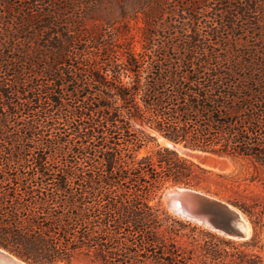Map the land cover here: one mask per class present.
Listing matches in <instances>:
<instances>
[{
	"label": "trees",
	"instance_id": "16d2710c",
	"mask_svg": "<svg viewBox=\"0 0 264 264\" xmlns=\"http://www.w3.org/2000/svg\"><path fill=\"white\" fill-rule=\"evenodd\" d=\"M185 1L121 5L116 22L142 13L136 53L102 20L87 25L101 0H0L1 247L30 264H264L238 246L197 259L180 243L197 226L160 200L181 185L234 205L254 228L240 243L258 246L261 179L203 166L152 132L264 168V0Z\"/></svg>",
	"mask_w": 264,
	"mask_h": 264
},
{
	"label": "rangeland",
	"instance_id": "374dc122",
	"mask_svg": "<svg viewBox=\"0 0 264 264\" xmlns=\"http://www.w3.org/2000/svg\"><path fill=\"white\" fill-rule=\"evenodd\" d=\"M145 1H149V0H101L100 12L96 15L95 19L89 18L87 21V25L91 26L95 21L102 20L103 22L106 23V25L109 26V31L116 33L117 39H119V43L122 47L127 46L129 43H132L131 46L133 50L136 53H141L143 51V44H144L143 38H142V27L144 25L143 19H142V13L141 12L127 13L125 17H123V18H126L125 21L127 23L125 22L119 23V22H116L115 19L117 17L122 16L123 14L121 5H124L125 7H129L128 9L129 11L130 9L138 5L137 2H145ZM153 1H158V0H153ZM169 2L171 3L170 5L172 7L176 6L177 8L180 5L179 3L181 2L186 3L185 0H169ZM106 15L112 18L108 19L107 17H105ZM177 39H179V37ZM67 63H91V62L90 61L86 62V60L84 59H81V60L70 59L67 61ZM147 63H168V62L167 61L166 62H161V61L151 62L150 61ZM173 63H184V62L173 61ZM152 133L157 135L158 143L173 147L172 143L169 142L167 139L161 137L155 132H152ZM155 145H156V142H150L146 147H144L141 150L140 154L142 155V154L150 152L152 149H154ZM178 146L182 148L184 155L193 158L195 161L201 163L203 166L211 168L215 171L226 172V173H230V172L238 173L241 178H250L252 175L258 176V178L261 180L255 183H252L250 185V188L254 189L257 192L264 193V188L262 184L264 182V168L263 167L256 168L253 165V163H251L247 159H241V158H236V157H231V156H222V155L213 154V153H205L202 151L184 148L182 147V145H178ZM180 153L182 154V152ZM205 163L208 164L209 166H207ZM172 187L173 186H169L165 188L160 194V200H161L162 205L171 214L173 213L167 207L164 193ZM191 224L196 225L197 229L192 230V227L186 228L185 232H188L189 235H184L180 239V243L185 246L194 248L195 255L196 257L198 256L197 259H200V258L205 259V256H204L205 252L203 251L202 246L206 247V246H214V245L217 246L219 249L230 252V253H233L236 250L235 246H238L240 249H243L249 253H256L260 255L264 259V229L260 234L258 246H246L240 243V242H243L241 240H238V243L240 244H237V245L222 243L221 241L217 240L215 237L207 234L204 231H201L200 229L210 230V231H213V230L206 228L204 226H201V225L194 224V223H191ZM79 264H90V263L81 262Z\"/></svg>",
	"mask_w": 264,
	"mask_h": 264
},
{
	"label": "water",
	"instance_id": "95a60500",
	"mask_svg": "<svg viewBox=\"0 0 264 264\" xmlns=\"http://www.w3.org/2000/svg\"><path fill=\"white\" fill-rule=\"evenodd\" d=\"M164 197L168 209L187 222L204 226L234 240L245 241L253 236L252 222L241 209L208 193L176 185L168 189ZM0 264L30 263L0 246Z\"/></svg>",
	"mask_w": 264,
	"mask_h": 264
},
{
	"label": "bare ground",
	"instance_id": "6f19581e",
	"mask_svg": "<svg viewBox=\"0 0 264 264\" xmlns=\"http://www.w3.org/2000/svg\"><path fill=\"white\" fill-rule=\"evenodd\" d=\"M170 142V141H169ZM172 145H173V147L174 148H176L177 150H179L180 152H182V154H183V150H182V148H180L178 145H174L173 143H172ZM209 163V162H208ZM206 164V163H205ZM207 166H209L208 164H206Z\"/></svg>",
	"mask_w": 264,
	"mask_h": 264
}]
</instances>
